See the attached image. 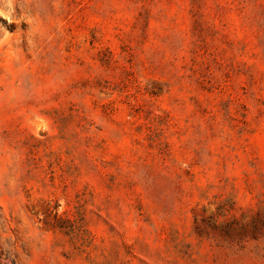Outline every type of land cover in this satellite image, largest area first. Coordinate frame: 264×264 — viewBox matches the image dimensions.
Here are the masks:
<instances>
[{
    "label": "rangeland",
    "instance_id": "rangeland-1",
    "mask_svg": "<svg viewBox=\"0 0 264 264\" xmlns=\"http://www.w3.org/2000/svg\"><path fill=\"white\" fill-rule=\"evenodd\" d=\"M0 264H264V0H0Z\"/></svg>",
    "mask_w": 264,
    "mask_h": 264
}]
</instances>
